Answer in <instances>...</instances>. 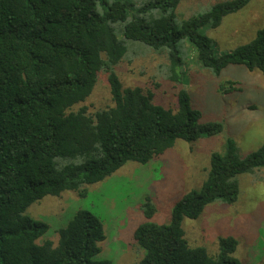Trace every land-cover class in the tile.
Returning <instances> with one entry per match:
<instances>
[{
  "label": "trees",
  "instance_id": "1",
  "mask_svg": "<svg viewBox=\"0 0 264 264\" xmlns=\"http://www.w3.org/2000/svg\"><path fill=\"white\" fill-rule=\"evenodd\" d=\"M252 1L227 0L178 20L180 0H0V264H113L99 257V216L78 210L56 232L57 244L39 245L49 228L27 216L28 208L65 192L83 198L128 162L147 165L178 140L220 134L222 124L203 122L182 88L181 51L188 44L214 76L230 66L264 76V25L249 43L223 53L201 33ZM134 44L167 58L166 78L181 86L174 111L156 104L151 90L122 86L114 68ZM101 72L111 104L90 112L83 104ZM263 168L264 145L241 157L228 138L224 152L210 156L200 189L175 203L168 224L153 222L156 209L145 197L133 233L142 257L133 264H242L233 237L218 238L210 256L188 245L182 223L212 203L234 204L238 177Z\"/></svg>",
  "mask_w": 264,
  "mask_h": 264
},
{
  "label": "rangeland",
  "instance_id": "2",
  "mask_svg": "<svg viewBox=\"0 0 264 264\" xmlns=\"http://www.w3.org/2000/svg\"><path fill=\"white\" fill-rule=\"evenodd\" d=\"M133 1L138 4L141 0ZM225 1L180 0L175 13L178 20H185ZM263 25L264 0H253L239 12L224 17L217 28H204L201 33L213 41L217 52L223 53L249 43ZM181 54L186 73L182 88L203 122L221 123L222 132L192 143L178 140L147 165L128 162L112 176L88 187L83 198L65 192L33 203L27 216L49 228L37 244L45 240L57 244L56 232L78 210H87L103 223L105 240L100 244L99 257L113 264L136 263L142 252L135 245L133 233L143 221L140 206L145 197H150L156 209L153 222L168 224L175 203L186 193L200 189L210 156L223 153L228 138L235 141L241 157L264 145V76L242 66H230L214 76L197 64L188 44ZM167 65L164 55L134 44L114 70L124 88L151 90L156 104L174 111L176 88L181 86L166 78ZM106 77V73H99L91 96L83 104L90 112L111 104ZM228 82L233 83L232 89L224 92ZM238 183L236 202H215L206 206L197 219H185L184 237L190 247H202L210 256L218 251V238L233 237L237 241L234 258L242 264H264V168L239 176Z\"/></svg>",
  "mask_w": 264,
  "mask_h": 264
}]
</instances>
